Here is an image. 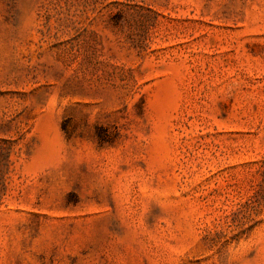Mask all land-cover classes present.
Here are the masks:
<instances>
[{
	"label": "rangeland",
	"instance_id": "1",
	"mask_svg": "<svg viewBox=\"0 0 264 264\" xmlns=\"http://www.w3.org/2000/svg\"><path fill=\"white\" fill-rule=\"evenodd\" d=\"M0 264H264V0H0Z\"/></svg>",
	"mask_w": 264,
	"mask_h": 264
}]
</instances>
